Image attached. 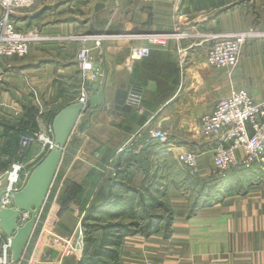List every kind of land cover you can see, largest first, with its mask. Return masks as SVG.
Listing matches in <instances>:
<instances>
[{"label":"crops","instance_id":"1","mask_svg":"<svg viewBox=\"0 0 264 264\" xmlns=\"http://www.w3.org/2000/svg\"><path fill=\"white\" fill-rule=\"evenodd\" d=\"M11 18L32 38L24 60L0 58L6 63L1 61L2 118L18 116L19 122L20 105L28 103L38 110L31 103L30 87L36 89L43 107L39 116L43 123L51 113L72 104L83 84L97 87L109 100L105 109L89 108L80 115L72 131L68 144L77 153L67 171L60 173L62 180L28 264H84V215L96 207L90 219L106 218L113 206L110 199L118 190L135 193L134 210L143 207L140 193L157 192L165 185L164 177L172 180L171 175H176L167 162H176L178 151L186 149L198 156L202 171L196 181L204 182L214 173L212 153L218 141L200 134V118L231 89L245 90L255 102L264 101V0H34L31 8L16 11ZM173 32L187 38L169 39L154 47L147 59L135 61L130 72L124 70L130 48L147 45L135 43L129 34ZM199 33L246 34L238 65L232 70L209 67L207 46L200 43ZM75 36L106 40L96 49L95 40L82 42ZM84 48L91 53L90 73L78 65V53ZM99 54L102 65L91 59ZM131 87L141 93V116L133 109L113 111L115 90ZM48 100H55L58 108L51 110ZM154 129L168 135V149L149 137ZM13 133L0 126L4 168L16 152ZM36 153L37 147L32 146L24 158ZM235 155L243 156L241 151ZM143 161L151 167L142 169ZM256 171H264V155L259 165L245 172L232 170L218 180L214 196L203 189L200 201L189 211L186 203H172L176 211L167 220V235L154 231L120 240V264H264V180L253 174ZM70 184L77 194L62 196ZM125 200L121 194L115 202ZM6 239L0 232V243ZM101 260L111 264L106 257Z\"/></svg>","mask_w":264,"mask_h":264},{"label":"built area","instance_id":"2","mask_svg":"<svg viewBox=\"0 0 264 264\" xmlns=\"http://www.w3.org/2000/svg\"><path fill=\"white\" fill-rule=\"evenodd\" d=\"M32 4L33 0H0L3 9L0 14V57L23 58L27 55L31 37L26 31H18L13 25L11 17L14 12L28 9ZM198 37L208 43L206 62L216 69H234L238 65L242 47L247 39L244 33H199ZM105 38L103 36L81 37V39L93 40ZM172 38L183 40L187 36L181 32L134 36L133 39L148 40V45L131 47L130 54L123 63V68L130 72L135 61L148 58L154 46L163 45V41ZM96 45H99V42H96ZM83 69L88 70L86 67ZM32 93V103L38 109L39 114H42L43 107L40 100L34 91ZM128 93L127 103L137 114H141L140 91L131 87ZM89 98V93L82 91L73 101V103L82 104L81 115L89 109ZM38 126L36 132L20 138L18 148L6 168L0 163V194L2 193L0 208L13 207L12 193L22 188L32 169L54 148L51 123L40 121ZM199 130L204 138L218 141L212 153V165L218 172L217 174L226 175L233 169H248L264 153V101L255 102L245 90L232 89L226 97L218 100L211 113L201 117ZM149 137L161 147L169 146L168 135L158 129L150 131ZM32 146L37 147V153L26 160L24 156ZM239 148L244 151V157L240 160L235 155ZM176 159L188 174L197 173L199 158L195 153L179 152ZM27 220L28 214L21 212L17 223L21 226ZM0 264H15L11 261L7 239L0 243Z\"/></svg>","mask_w":264,"mask_h":264},{"label":"rangeland","instance_id":"3","mask_svg":"<svg viewBox=\"0 0 264 264\" xmlns=\"http://www.w3.org/2000/svg\"><path fill=\"white\" fill-rule=\"evenodd\" d=\"M33 4H34V0H33ZM33 4L29 8H31L33 6ZM2 11H3V9H2V7L0 5V14L2 13ZM12 22H13V25L16 27V24L14 23L13 20H12ZM16 29L18 31H21V29H19L17 27H16ZM32 31L34 33H36L35 30H32ZM145 34L146 33H139V34H136V35L129 34V37L130 36L131 37H133V36L140 37V36L145 35ZM37 36H38V34L36 33V37ZM85 37H88V36H85ZM110 37H116V36H110ZM75 40H79V41H82V42H86L87 41V39H81V36H75ZM133 40H134L135 43H147V45H148V40H146V39H133ZM168 40L169 39H167V40H165L163 42L165 43ZM200 43H204V45L207 46L206 48H208V43L203 42L202 39H201ZM81 44L85 45L86 43H81ZM94 44H95V48L96 49H99L100 46H101V43H99V45H96V43H94ZM132 47H134V46H132ZM137 47H141V46H137ZM154 47H162V45H156ZM79 52H81V53H78V58H77V60L79 62L78 65H80V68H81L82 72L84 71L86 73H90L92 71V67H91V64L87 61L88 54H89V56H91V53H89L90 52L89 48L88 49L84 48L82 51L80 50ZM180 52H182V50ZM28 54H29V43H28V53H27V55H25L23 58H18L16 56H12V57L20 59V60H24L26 57H28ZM129 54H130V51H129ZM0 58H6V57H0ZM91 59L96 60L97 63L102 65V54H99L98 56H96V59H94L93 57H91ZM145 59H147V58H145ZM93 60H92V62H94ZM1 61H3V59L0 60V80L2 82V75L4 73L3 72L4 69H2ZM205 62H206V54H205ZM206 64H207V62H206ZM101 65H98L97 67H101ZM4 66H6L5 62H4ZM83 67H86L88 70L83 69ZM209 67H211V66H209ZM211 68L216 69L214 67H211ZM229 70H232V69H229ZM88 81L92 82V79H89ZM3 88H4V86H3ZM96 88L97 87H92L91 85H88V84H83V86L81 87L78 95L82 91H87L89 93L90 97L92 95L94 96V92H95L94 90ZM233 90H242V89H233ZM28 91L32 94V98H33L32 91H34L35 94L37 95L36 89H34L33 87H30ZM0 92H1V86H0ZM47 103H48V105H50L49 108L51 110H55V109L58 108L57 105H54L55 100H53V101L48 100ZM47 103H45V104H47ZM61 104H59V105L61 106ZM20 106L22 107V113L27 112V110L33 111L32 110L33 106H31V104H29V103L28 104H24V105H20ZM30 107H32V108L29 109ZM213 109H214V107H213ZM213 109H212V111H213ZM36 112H37L36 115L38 116V118H37V123H38V122L41 121V119L39 117L40 114H38V110ZM211 112H209V113H211ZM135 113H136V111H135ZM209 113H207V114H209ZM207 114H205V115H207ZM0 115H1V118H2L3 114H0ZM138 115H140V114H138ZM141 115H143V114H141ZM8 116H10V115H8ZM1 118H0V120L4 121V123L9 125V126L18 127L19 125H21V124L18 123V120H17L18 116L16 117V120H14V118H12V116H10V118L9 117L2 118L3 120ZM11 119H13V120H11ZM38 128H39V126H37V129L34 132H36L38 130ZM18 144H19V142H18ZM170 149H172V148H170ZM183 151H186V149L183 150ZM236 151H241L243 156H241L239 158L237 157V159L238 160L242 159L244 157L243 149L239 148ZM179 152H181V151L176 152V154L178 155ZM263 155H264V153H263ZM263 155H260L259 158L255 162H253L248 169H251L252 167H255L256 165H259L261 160H262ZM142 165H143L142 166L143 168L142 167L141 168L144 169V170L149 169L151 167L149 165V163H147L146 161L145 162L143 161ZM167 166L170 168V170L172 172H176V175L174 173H173L174 176L171 175L172 176V180L170 179V177H164L162 179V182L165 183V185L163 186V189H159V187H158L157 188V192L151 191V192H147L146 193V192L143 191L142 193H140L139 199L144 204H143V207H141L139 209L134 210L135 209L134 208V201H133V199H131V198H133L135 193H131V192L123 193L120 190L115 191V193L113 194V196L110 199V201H112V203H113V206L109 208V210H108L109 212H108L107 217L99 219V220L98 219H91V220H89L87 222V227H88L87 228V232L89 233V234L87 233L88 237H91V238L94 237L95 241L98 242L99 239H102L101 237L103 235L102 234L103 231L101 230V228H103L107 224L108 225L109 224H117V225H119L118 235L122 236L121 237V241L123 240V242H124V240L132 238L135 235L141 236L142 234H146V233H149V234H147L148 236L149 235H153V233H155V232H157V234H161L163 236L167 235V233H168L167 220L170 219V216H171V213H173V210H174V212L176 211V209H173L172 203L174 205H182L183 203H186L185 204L186 205L185 209H186V211L187 210L189 211L192 208V206L194 205V202L197 203V202L200 201V196H201V194L204 193L203 189H206L207 196H209V195H213L214 196V194H213L214 190H212V189L215 188V186L217 184H219L218 180L224 179L225 177L229 176L228 174H226V175L217 174L218 172L214 169V167L212 165V168L214 169V173H211L210 176H208V177H206V176L202 177V178L206 177L205 179H202V180H204V182L201 181V180L200 181H196L197 180L196 178H198L199 175H201L200 171H202V166H201L200 159L197 160L198 171H197L196 174H193V175L188 174V172L179 165V161H177V159H176V162L173 161V160H170L169 162H167ZM248 169L245 168L244 172L247 171ZM243 173H242V175H243ZM253 174H256V176H258L257 178H261V179L264 180V171H260V172L256 171ZM150 182L154 183L153 181H149L148 184H150ZM242 184L246 185V181L244 183L242 182ZM65 185L66 184H64V187H65ZM198 187H200V188L197 189ZM222 187H224V186L222 185ZM219 189H221V188H219ZM121 194H123L124 198L126 199L124 202L121 201L122 204L120 203V201L119 202H115L116 200H118V198L120 197ZM129 197H130L131 200H128ZM151 199H155L154 201H156V203L151 201ZM208 202H209V200H208ZM115 233L116 232H113V233L112 232L111 233L110 232H108V233L106 232L107 236H105L106 237L105 238L106 239L105 242L108 243L109 242L108 239H110L111 237H115V236H112ZM129 241H132V240H129ZM83 243H84V240H83ZM92 246H90L89 251H88V255L89 256H92L93 253H94V249L95 248H92ZM102 258H105V257L102 256ZM102 258H100V259H102ZM106 258H107V260H109L111 262V264H120V261L118 259V253L116 255V258H115L116 260L115 261H114V259H108V257H106ZM110 262H107V263H110Z\"/></svg>","mask_w":264,"mask_h":264},{"label":"water","instance_id":"4","mask_svg":"<svg viewBox=\"0 0 264 264\" xmlns=\"http://www.w3.org/2000/svg\"><path fill=\"white\" fill-rule=\"evenodd\" d=\"M128 95L124 89L115 90L111 101L114 112L131 111L132 107L127 103ZM107 103L109 100L105 93L99 90L89 98L88 107L91 110L97 107L105 109ZM81 109L82 104L77 102L63 107L55 115L51 123L54 148L32 169L22 188L12 193L13 207L0 208V232L9 241L11 261L15 264H28L44 217L62 180L60 173L67 171L72 156L77 153L68 141ZM21 212L28 214V220L19 226L17 220Z\"/></svg>","mask_w":264,"mask_h":264},{"label":"trees","instance_id":"5","mask_svg":"<svg viewBox=\"0 0 264 264\" xmlns=\"http://www.w3.org/2000/svg\"><path fill=\"white\" fill-rule=\"evenodd\" d=\"M94 94L98 91V89L96 88L94 90ZM32 107H30L29 109H31ZM32 110H27V112L23 113V118L19 120V125L18 127H14V126H9L7 124H5L4 122L0 121V126H2L4 129L8 130H12L14 133L12 135V139H13V144L14 146L12 147V151L13 153L16 151V149L18 148V142L20 140V138L22 136H27L32 134L38 126L37 123V118L38 116L37 114V110H35L34 108H32ZM61 109H59L58 111L51 113L50 116L48 117V121L47 123H52L53 118L55 117V115L60 111ZM36 112V113H35ZM36 115V116H35ZM17 123V124H18ZM74 186L73 184H70V188L67 187L64 189L62 196L63 195H72L75 196L74 193H76V189H73ZM94 210H96V207H91L88 214H85L84 217L82 218V227H83V234H84V247H83V258H82V262L84 264H105L104 262H102L101 259H99V257L102 256L104 257H108V259H114V261L116 260V255H117V248L120 244V240H121V235H118V229H119V225L117 224H107L105 225L103 228H101V230L103 231V235H102V239H99L98 242L95 241L94 237H88V232H87V222L89 220H91V214L92 212H94ZM106 232H116L114 235L115 237H111L109 240V242H105V236ZM88 233V234H87ZM93 245V246H92ZM90 246H92V248L94 249V253L92 256L88 255V251ZM111 248V249H110ZM105 250V251H104ZM93 257V258H92Z\"/></svg>","mask_w":264,"mask_h":264},{"label":"bare ground","instance_id":"6","mask_svg":"<svg viewBox=\"0 0 264 264\" xmlns=\"http://www.w3.org/2000/svg\"><path fill=\"white\" fill-rule=\"evenodd\" d=\"M134 37V36H133ZM133 37H132V39H133ZM104 40H106V39H95V41L96 42H100V41H104ZM116 45V44H115ZM111 49V48H110Z\"/></svg>","mask_w":264,"mask_h":264}]
</instances>
